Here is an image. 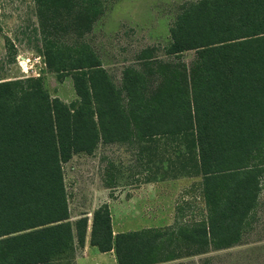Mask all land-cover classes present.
I'll return each instance as SVG.
<instances>
[{"label":"trees","instance_id":"1","mask_svg":"<svg viewBox=\"0 0 264 264\" xmlns=\"http://www.w3.org/2000/svg\"><path fill=\"white\" fill-rule=\"evenodd\" d=\"M106 0H33L40 55L75 100L41 77L0 79V264H63L83 248L88 217L70 221L63 167L99 145L165 137L202 179L205 219L113 235L109 206L91 215L89 244L117 264H164L241 245L264 182V0H198L117 85L81 36ZM64 23L72 42L56 30ZM193 53L186 63L182 56ZM76 243V244H75Z\"/></svg>","mask_w":264,"mask_h":264},{"label":"rangeland","instance_id":"2","mask_svg":"<svg viewBox=\"0 0 264 264\" xmlns=\"http://www.w3.org/2000/svg\"><path fill=\"white\" fill-rule=\"evenodd\" d=\"M198 0H106L105 11L80 41L91 46L117 85L123 69L134 65L146 48L164 60L169 29L182 7ZM56 34L66 42L77 35L62 23ZM40 26L33 0H0V79L41 77L53 98L69 104L76 98L70 77L58 82L46 71L40 55ZM182 59L189 63L193 53ZM72 214L98 202L109 176L144 175L137 148L101 144L91 156H74L63 167ZM260 205L241 245L202 257H188L171 264H264V182ZM113 191H106L107 196ZM80 205V206H79ZM190 208H186L189 211ZM63 264H68L65 261ZM91 264V263H90Z\"/></svg>","mask_w":264,"mask_h":264},{"label":"crops","instance_id":"3","mask_svg":"<svg viewBox=\"0 0 264 264\" xmlns=\"http://www.w3.org/2000/svg\"><path fill=\"white\" fill-rule=\"evenodd\" d=\"M121 144L137 148L145 173L132 177L110 175L106 182L113 185L104 186L103 191L99 192L98 202L84 210L79 208L77 215L72 214L69 204L70 221L74 222L83 215L89 221L85 244L83 248L76 250L68 264H117L113 251L100 253L89 244L91 215L102 204L109 206L113 235L146 229H166L176 223L192 225L205 219L202 179L186 164L187 154L184 148L165 137ZM113 190V195L108 197L106 191ZM186 208H190L189 211ZM214 252L218 251L189 257H202Z\"/></svg>","mask_w":264,"mask_h":264}]
</instances>
